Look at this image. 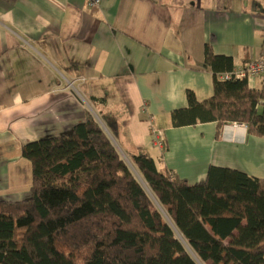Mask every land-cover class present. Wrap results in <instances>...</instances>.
I'll return each mask as SVG.
<instances>
[{"label": "crops", "instance_id": "0c3cea01", "mask_svg": "<svg viewBox=\"0 0 264 264\" xmlns=\"http://www.w3.org/2000/svg\"><path fill=\"white\" fill-rule=\"evenodd\" d=\"M207 44L234 67L259 58L264 0H0V200L30 196L22 146L73 132L87 111L126 162L144 153L190 183L211 165L263 178L264 137L242 123L219 137L215 121L172 126L188 91L200 102L214 95Z\"/></svg>", "mask_w": 264, "mask_h": 264}, {"label": "trees", "instance_id": "16d2710c", "mask_svg": "<svg viewBox=\"0 0 264 264\" xmlns=\"http://www.w3.org/2000/svg\"><path fill=\"white\" fill-rule=\"evenodd\" d=\"M214 95L171 113L172 126L230 123L264 137V86L223 79L232 57L205 48ZM30 196L0 200V264H264V177L211 165L190 183L140 153L133 162L154 199L91 111L65 135L22 146ZM180 234V235H179ZM196 257H195V256Z\"/></svg>", "mask_w": 264, "mask_h": 264}, {"label": "built area", "instance_id": "2783aa9c", "mask_svg": "<svg viewBox=\"0 0 264 264\" xmlns=\"http://www.w3.org/2000/svg\"><path fill=\"white\" fill-rule=\"evenodd\" d=\"M102 0H88V5L90 7L100 5ZM223 79H232L238 78L243 79L246 78L251 79L255 77H261L264 82V54H262L259 58L254 61L248 63L244 67H234L231 71H228L221 76ZM236 125L239 123H235ZM244 126V124H241ZM154 144L160 147L164 146V138L161 131H157L154 133Z\"/></svg>", "mask_w": 264, "mask_h": 264}, {"label": "rangeland", "instance_id": "374dc122", "mask_svg": "<svg viewBox=\"0 0 264 264\" xmlns=\"http://www.w3.org/2000/svg\"><path fill=\"white\" fill-rule=\"evenodd\" d=\"M127 163L129 164V166L132 168V170L134 171L135 175L137 176L138 180L142 183V185L144 186V188L147 190V192L151 195V197L153 198L154 202L156 203V205L158 206V208L160 209V211L163 213V215L165 216V218L171 222L170 217L168 216L167 212L165 211V209L158 203V201H156V199H154V196L152 195L151 191L149 190L144 178L142 177L141 173L139 172V170L137 169V167L135 166L134 162H132V160H128ZM172 223V222H171ZM180 235V234H179ZM195 256V255H194ZM196 257V256H195ZM198 264H203L201 262L200 259H198V257H196Z\"/></svg>", "mask_w": 264, "mask_h": 264}]
</instances>
